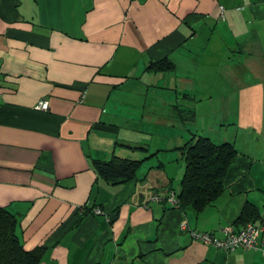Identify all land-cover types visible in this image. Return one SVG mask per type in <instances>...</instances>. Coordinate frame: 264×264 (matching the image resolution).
I'll return each instance as SVG.
<instances>
[{
	"label": "crops",
	"instance_id": "crops-1",
	"mask_svg": "<svg viewBox=\"0 0 264 264\" xmlns=\"http://www.w3.org/2000/svg\"><path fill=\"white\" fill-rule=\"evenodd\" d=\"M164 58L170 69H147ZM42 99L46 110L35 108ZM214 101L259 110L242 123L264 118V0H0V207L16 216L22 246L44 248L38 264H264V232L257 249L232 251L191 234L243 225L245 205L264 222V146L246 145L254 139L237 142L236 130L215 141L236 155L204 209L162 201L179 188L180 147L195 134L185 121L213 114ZM155 130L176 155L125 183L98 177L93 161L138 159L143 147L124 145Z\"/></svg>",
	"mask_w": 264,
	"mask_h": 264
},
{
	"label": "trees",
	"instance_id": "trees-1",
	"mask_svg": "<svg viewBox=\"0 0 264 264\" xmlns=\"http://www.w3.org/2000/svg\"><path fill=\"white\" fill-rule=\"evenodd\" d=\"M172 67L166 58L151 62L147 69L158 71ZM135 149L132 145H124ZM184 162L183 173L176 191L169 188L162 201H167L170 191L176 194V204L181 209H192L199 212L212 203L223 190V180L236 149L230 142H213L209 137L193 134L181 147ZM141 159H132L112 155L109 160L93 161V168L103 181L120 184L136 179ZM85 214V212H84ZM259 214L252 205H245L237 222L245 224L254 221ZM17 218L6 208L0 207V264H38L42 259L44 248L41 246L25 249L16 232ZM236 226V225H235Z\"/></svg>",
	"mask_w": 264,
	"mask_h": 264
},
{
	"label": "rangeland",
	"instance_id": "rangeland-1",
	"mask_svg": "<svg viewBox=\"0 0 264 264\" xmlns=\"http://www.w3.org/2000/svg\"><path fill=\"white\" fill-rule=\"evenodd\" d=\"M253 89L254 88H247L245 89V91L243 90L244 92L242 91L243 92L242 94L244 95L243 97L244 101L246 102L249 101V99L253 96V93H254ZM235 95H237V93H235ZM158 96H160V94H158L157 97ZM169 104L170 105L167 104L166 107L171 108L172 105L171 103ZM210 105H212L211 106L212 110H210V106L208 103H203V104L198 103L197 104L198 109L202 110V108L205 107V110H207V112H209L208 110H210V112L212 111L213 114L206 113L207 118H204L205 114L203 111V113L198 115L197 119H193L192 121L189 120L188 122L185 121L186 124L191 125L189 134L195 133L197 135L200 134V135L207 136V137L210 135L211 137L209 138L213 142H215L217 140H223L224 136H228L229 134L230 136H233L237 130V131H240V133L236 137L237 142H241L242 144H245L246 142L245 140L251 141L252 139H254V141L250 145L248 142H246V145L249 147H256V148L264 146V118L258 121V119L251 120V117H249L248 120L246 121L247 123H242L241 121V118L245 117L248 113H252V115H256V116L258 115L259 113L258 109H255V112L248 111L249 109L251 110L254 109V106L251 103L250 104H247V103L239 104L238 106L231 104L230 105L231 107H226L214 101ZM238 108H246L247 112L241 115L242 114L241 112L237 113ZM246 109H238V110L246 111ZM222 111L229 113V117H230L229 120L221 119ZM238 114L241 115L239 116V119L237 118ZM209 117L211 119H209ZM134 123H136V121H134ZM138 123L140 122L138 121ZM141 123L144 124V119L142 120ZM230 123H233V124H230ZM240 123L245 127L239 126ZM164 126L167 127L165 123H164ZM256 128L259 131L256 130ZM253 130H256L257 133H254L253 136H249V132ZM163 132L165 131L159 132V130H155V131H150V132H145V133L143 131L141 133H137L138 139H136V141L133 140V142L130 143L132 146L143 147L142 150L133 152L135 156L137 155L138 159L142 160L138 168V171H137L138 174L141 173V175L143 176L144 172H147L149 166H152V164L157 165L160 160H166L167 156H172L173 154L176 155L175 150H172L171 152H167L164 149V143L168 141L171 137H169V135ZM131 136L133 138H136L132 133H131ZM161 142H162V147H160ZM220 142H223V141H220ZM159 148H161L160 151H159ZM135 156H133V158ZM172 159L173 160L171 161V163L167 164V169H169L171 172L173 171L176 173L180 164H177L176 158H172ZM180 161L181 160H179V162ZM180 163L182 165L184 164L183 162H180Z\"/></svg>",
	"mask_w": 264,
	"mask_h": 264
},
{
	"label": "built area",
	"instance_id": "built-area-1",
	"mask_svg": "<svg viewBox=\"0 0 264 264\" xmlns=\"http://www.w3.org/2000/svg\"><path fill=\"white\" fill-rule=\"evenodd\" d=\"M35 108L46 110L48 108V101L45 99L40 100ZM167 201L172 205L176 204V194L174 191L168 193ZM94 212L100 213V210L95 209ZM185 224V222L181 223L182 229L186 228ZM220 231L221 236H217L214 233L196 231H191V234L195 240L225 251H232L238 247L246 250L257 249L259 236L264 232V222L258 224L254 221H249L239 227H236L234 224H227ZM261 245H264V241L261 242ZM260 249L264 252V248L260 247Z\"/></svg>",
	"mask_w": 264,
	"mask_h": 264
},
{
	"label": "water",
	"instance_id": "water-1",
	"mask_svg": "<svg viewBox=\"0 0 264 264\" xmlns=\"http://www.w3.org/2000/svg\"><path fill=\"white\" fill-rule=\"evenodd\" d=\"M115 217V215H112V218H114Z\"/></svg>",
	"mask_w": 264,
	"mask_h": 264
}]
</instances>
